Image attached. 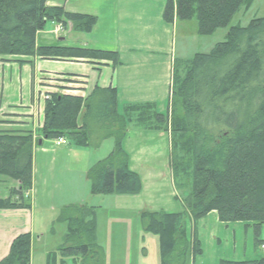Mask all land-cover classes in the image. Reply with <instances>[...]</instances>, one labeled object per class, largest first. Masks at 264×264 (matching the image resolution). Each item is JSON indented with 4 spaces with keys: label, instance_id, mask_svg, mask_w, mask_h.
Returning a JSON list of instances; mask_svg holds the SVG:
<instances>
[{
    "label": "trees",
    "instance_id": "1",
    "mask_svg": "<svg viewBox=\"0 0 264 264\" xmlns=\"http://www.w3.org/2000/svg\"><path fill=\"white\" fill-rule=\"evenodd\" d=\"M64 1V0H55ZM251 0H167L163 18L171 22L195 18L200 35H209L228 24L242 4ZM47 21L70 24L88 32L96 18L67 12L47 0H0V54L36 55L45 59L82 58L105 60L115 66L117 53L66 46H37L36 32ZM184 73L179 75V71ZM165 114L152 104L127 107L126 116L116 111L113 87L94 89L86 97L49 93L44 101L41 135L65 137L77 147L98 145L113 139L112 150L88 171L92 194H136L141 182L128 169L122 139L128 122L144 129L169 131L170 157L180 212L141 211L144 232L157 235L161 264H184L187 253H201L198 240L186 235L187 219L193 222L215 211L222 223L243 222L260 245L264 224V17L245 26L228 28L224 41L208 53L176 61L172 89ZM83 111V112H82ZM81 114L80 125L77 124ZM0 176L18 181L10 195L0 199V208H30L24 193L31 187L32 137L26 130H0ZM95 210L86 205L61 209L58 222L66 223L59 250L65 256H81V264H103L96 243ZM31 237L13 238L0 264H29ZM219 264H264V256L252 260L222 259Z\"/></svg>",
    "mask_w": 264,
    "mask_h": 264
},
{
    "label": "crops",
    "instance_id": "2",
    "mask_svg": "<svg viewBox=\"0 0 264 264\" xmlns=\"http://www.w3.org/2000/svg\"><path fill=\"white\" fill-rule=\"evenodd\" d=\"M166 2L167 0L47 2L48 5L61 4L67 12L94 16L96 21L88 32L75 31L70 24H66L58 35L53 32L57 23L50 21L53 24L52 29H46L44 25L42 30L36 32L37 46H66L114 51L118 56V63L115 66L105 60L45 59L36 55L0 54V129L15 128L29 131L32 137V156L35 158V153L39 152L41 157L38 161H46L42 166V169L46 171L42 184L47 187L53 182L52 187L61 184L69 189L71 195L62 201L59 205L60 209L69 205L90 206L95 210L96 225V209L103 210L101 205L103 198L107 206L112 204L109 207V209L113 208L112 215L116 217L121 214L133 215L135 222L139 220L141 211L172 213L183 209L169 164L171 151L169 131L144 129L133 121L128 122L121 145L128 156V169L138 174L140 178V191L136 194H92L89 191L87 194L89 180L87 168L93 162L103 158L98 156L100 152L97 153L96 150L101 148L102 142L109 138L102 140L98 145L87 147H77L70 142L65 145H54L53 139L42 136L40 131L43 122V95L50 92V89H55L58 78L63 77L65 80L63 94L86 97L96 86L113 87L116 93V111L127 119H129L127 107L141 104H152L156 112L165 114L172 89L173 66L176 61L190 59L193 57H190L192 53L193 55L198 53L200 40L197 22L193 20L195 18L181 20L174 17L171 22L164 20L163 10ZM68 79L71 80L69 84ZM82 112H79L78 125H80ZM113 144L112 139V146L107 145L105 156L112 150ZM37 162L34 171L37 169ZM56 163L59 164L60 169L64 170L65 175L73 178L67 182L62 181L61 178L55 181L53 171ZM72 172L77 173V176H73ZM5 177L7 176H0V184L2 182L7 184L9 177ZM10 182L11 188L17 186L18 181L10 178ZM76 183L83 187V195L77 191L79 185L77 186ZM1 191L2 187H0V193ZM31 192L30 208H0V260L8 254L14 237L21 233H29L31 237L29 264H34L37 254L39 264H67L64 261L67 256H64L59 248L61 257L57 259L54 247L53 250L48 251L44 248L43 241L47 233L36 227L34 206L38 189L33 176L32 159ZM2 198L5 197L0 196V199ZM48 199L52 201L50 197ZM92 200L97 204H92ZM45 216L49 217L44 214ZM200 222L205 225L208 223L207 230L212 234H217L219 228L226 230L233 225L239 226L241 223H222L218 220L215 211L209 212L194 222L187 219L186 235L189 237L194 235L200 249L199 233L202 234L203 228L196 230L197 224L202 226ZM59 223L65 225L64 231H66V223ZM54 225L55 223L52 229ZM137 228L142 230L140 222ZM63 237H61L62 242ZM36 244L41 246L39 253L40 248L37 251ZM50 252H52L51 256ZM187 254L190 256V264H203L200 254L195 257H192L190 252ZM258 256L253 252L245 260L257 259ZM71 257V264H81V256Z\"/></svg>",
    "mask_w": 264,
    "mask_h": 264
},
{
    "label": "rangeland",
    "instance_id": "3",
    "mask_svg": "<svg viewBox=\"0 0 264 264\" xmlns=\"http://www.w3.org/2000/svg\"><path fill=\"white\" fill-rule=\"evenodd\" d=\"M55 1V0H47V2ZM264 17V0H251L248 4H242L239 6L238 10L233 13L228 24L224 27H220L215 29L209 35H200L199 43H198V53H208L211 48L217 43L225 40L226 33L229 27L234 25L245 26L249 23V21L253 18ZM195 22L196 20L193 19ZM46 29H52L53 24L48 21L46 24ZM193 56V53L190 57ZM183 71H179V75L182 76ZM57 80V79H56ZM58 84L55 86V89H50L49 93H62V90L65 88L63 84H65V80L63 77L58 78ZM68 84L71 80L68 79ZM67 82V81H66ZM75 87V86H74ZM37 117V115H36ZM2 130V129H0ZM4 130H16L15 128H7ZM1 132V131H0ZM101 148H99L97 153L100 152L98 156H105V149L108 146H112V139H106L101 144ZM52 148V147H51ZM41 157L39 152L35 153V158L32 156V169L33 176L36 181V187L38 189V194L36 196V204L34 209V217L36 227L41 228L46 231L47 235L43 241L44 248L48 250H53L55 252L56 259L60 256V252L58 251L60 242L62 243V238L64 236L65 225L57 222V218L60 215V204L63 200H66L68 195H71L69 189L61 184L55 185L52 187L53 182L50 183V186L45 187L42 184V178L46 176V171L42 169V166L46 161H38V158ZM83 157V155H82ZM38 161V162H37ZM37 162V169L36 168ZM90 162H92L90 160ZM96 162V161H95ZM93 162V163H95ZM92 163V164H93ZM91 164V165H92ZM90 165V166H91ZM56 168L53 171L54 180L61 178L62 181L67 182L72 176L65 175L64 170L60 169L58 163H56ZM89 166V167H90ZM87 168V171L89 169ZM77 176L75 172H72ZM2 177V176H1ZM7 178V177H5ZM83 182V181H82ZM79 183V182H78ZM76 183L78 186L79 184ZM38 184H40L38 186ZM42 185V186H41ZM12 183L10 182V178L8 182H2L0 187H2V191L0 196L8 197L13 188H11ZM186 186H181L177 189V193L179 196L184 197V195L188 192V188ZM11 188V189H10ZM45 188V189H44ZM79 194L83 192V187L80 185L77 188ZM90 191V180H88V188H86V193ZM50 192V194H48ZM83 195V193H82ZM48 197L52 199L49 200ZM106 197V196H104ZM89 200V199H87ZM102 209H96L97 212V229L98 234L96 235V243L101 246L103 252V260L104 264H161V255H160V247L159 240L157 235L149 232H143L142 230H137V224L140 222L134 221L133 215H112L113 208L109 209L112 206L106 205V200L103 198L101 200ZM92 204H97L96 201L92 200ZM45 215H49L45 216ZM54 220V221H53ZM53 221V223H52ZM52 223V224H51ZM54 229H52L53 224ZM202 223V226L199 224L196 225V230L199 231L202 229L201 233H199V240L202 249V253L199 257H201L203 264H219L221 259H230V260H245L248 259L249 256L253 254V252L257 253L259 257L264 256V250L260 248L259 245L254 244V232L251 226H245L243 222L239 224V226H231L228 229L219 228L218 233H209L207 230L208 223L205 225ZM136 224V225H135ZM213 225H211L212 227ZM213 228V227H212ZM214 229V228H213ZM54 230V232L52 231ZM49 231V234H48ZM64 232V233H63ZM51 233V234H50ZM63 235V236H62ZM260 239L264 244V224L261 226L260 230ZM38 247V248H36ZM38 253L41 251V246L39 244L35 245ZM34 248V249H35ZM46 251V252H47ZM52 252H50V256ZM65 256V255H64ZM73 256V255H71ZM65 257V263L71 264L72 257ZM255 257V256H254ZM51 263V261H50ZM34 264H39L38 254L35 256ZM184 264H190V256L187 254L186 261Z\"/></svg>",
    "mask_w": 264,
    "mask_h": 264
},
{
    "label": "built area",
    "instance_id": "4",
    "mask_svg": "<svg viewBox=\"0 0 264 264\" xmlns=\"http://www.w3.org/2000/svg\"><path fill=\"white\" fill-rule=\"evenodd\" d=\"M64 142H65V141H64V139H62V138H58L57 141H56L57 144H59V143H64Z\"/></svg>",
    "mask_w": 264,
    "mask_h": 264
}]
</instances>
